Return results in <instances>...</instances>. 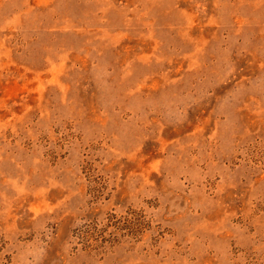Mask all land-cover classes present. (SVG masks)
<instances>
[{"label": "rangeland", "instance_id": "rangeland-1", "mask_svg": "<svg viewBox=\"0 0 264 264\" xmlns=\"http://www.w3.org/2000/svg\"><path fill=\"white\" fill-rule=\"evenodd\" d=\"M0 264H264V0H0Z\"/></svg>", "mask_w": 264, "mask_h": 264}]
</instances>
